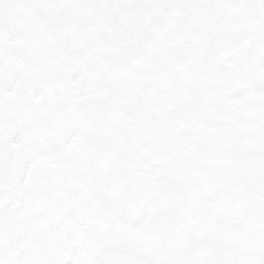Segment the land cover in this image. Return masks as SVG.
<instances>
[{
	"label": "snow or ice",
	"instance_id": "obj_1",
	"mask_svg": "<svg viewBox=\"0 0 264 264\" xmlns=\"http://www.w3.org/2000/svg\"><path fill=\"white\" fill-rule=\"evenodd\" d=\"M0 264H264V0H0Z\"/></svg>",
	"mask_w": 264,
	"mask_h": 264
}]
</instances>
